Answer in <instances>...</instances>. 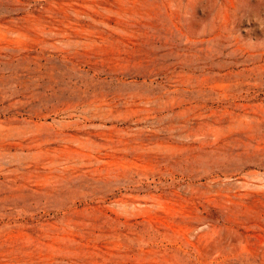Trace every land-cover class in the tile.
I'll return each instance as SVG.
<instances>
[{"label":"rangeland","instance_id":"374dc122","mask_svg":"<svg viewBox=\"0 0 264 264\" xmlns=\"http://www.w3.org/2000/svg\"><path fill=\"white\" fill-rule=\"evenodd\" d=\"M0 264H264V0H0Z\"/></svg>","mask_w":264,"mask_h":264}]
</instances>
